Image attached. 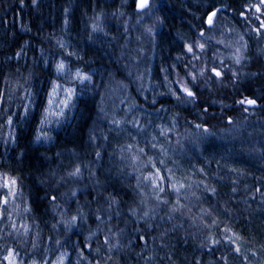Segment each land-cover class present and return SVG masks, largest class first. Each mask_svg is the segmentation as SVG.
I'll return each mask as SVG.
<instances>
[{
  "label": "snow or ice",
  "instance_id": "1",
  "mask_svg": "<svg viewBox=\"0 0 264 264\" xmlns=\"http://www.w3.org/2000/svg\"><path fill=\"white\" fill-rule=\"evenodd\" d=\"M15 2L21 10H39L41 6V0ZM131 2L135 23L144 30L142 35L156 37L166 21L159 14L164 5L160 0ZM127 3L122 0L121 10L111 15L126 17L122 9ZM69 12L64 9L62 33L70 31ZM145 17L152 23H146ZM106 19L104 9L89 18V41L95 42L101 34L118 39L107 30ZM131 19L124 20L123 34L129 32ZM241 21L243 30L238 26ZM31 31L21 24V32ZM6 35L16 46L9 54L0 45V71L6 73L5 87L0 90V143L5 154L9 145H18V130L33 119L34 142L51 143L55 139L53 125L58 128L67 121L82 95L78 90L95 87L94 73L79 66L77 62L83 57L69 41L53 37L57 51L46 53L39 47L40 59L34 56L24 72L20 61L27 64L31 41L15 31ZM177 36L180 48L171 63L161 64L159 78L151 75V68L139 71L144 47H138L133 55L124 50L127 42L122 46L121 57L130 58L137 69L135 80L145 103L130 95L121 96L119 104L126 105L122 116L115 101L111 111L98 106L97 120L88 131L92 159L87 158V149H72L68 157L55 153L59 162L53 161L54 167H49L46 175L41 173L39 180L49 206L45 211L52 213L50 220L43 222L47 235L36 219L34 202L25 196L21 174L11 161L0 159V264H177L175 246L169 240L181 230L183 242L195 241L202 252L191 264H264V243L257 246L231 226L233 218L241 214L232 207L237 198L249 216L256 211L264 215V174L255 176L224 157L215 161L214 169L212 159L206 156L194 164L190 161V167L180 159L202 156V143L218 132L221 138H236L251 126L248 117L264 110V84L259 95L245 94L242 87L264 80V0H242L239 6L233 0H210L198 25H190L188 33L178 32ZM39 76L47 77L49 87L37 104L33 82ZM117 83L123 93L128 92L127 83ZM105 87L117 91L111 84ZM229 96L231 104L226 103ZM169 99L174 101L171 107L178 110L170 111ZM217 105L219 115L213 111ZM189 109L194 111V119L185 116L181 124L182 114ZM233 110L238 115L229 114ZM214 121L226 126L217 129ZM261 129L264 131V124ZM249 152H257L264 160V145ZM25 155V151H18L17 160L22 162ZM106 156L117 159L107 170L110 176L135 193L126 207L98 174ZM4 163L9 167L4 168ZM214 179H227L230 195L222 194ZM85 226L87 235L81 240L78 231H84Z\"/></svg>",
  "mask_w": 264,
  "mask_h": 264
},
{
  "label": "trees",
  "instance_id": "2",
  "mask_svg": "<svg viewBox=\"0 0 264 264\" xmlns=\"http://www.w3.org/2000/svg\"><path fill=\"white\" fill-rule=\"evenodd\" d=\"M209 2L210 0H162L160 2L164 7L159 14L165 17L166 21L164 25L160 26V29L157 31L158 35L154 37V43L152 42L148 48V57L142 64L143 71L148 67L152 70L151 75L157 78L162 76V73L159 72L161 64L167 66L171 63L180 48L181 42L177 33H188L190 25H198L199 17L203 16ZM233 2L236 6H239L242 0H233ZM121 3L122 0H41L39 10L29 7H24L21 10L15 0H0V45L4 46L3 50L11 54L12 48L16 46L11 36L6 35V32L15 31L22 39H29L31 41L30 50L27 55V64H25L24 60L20 61V64L24 66L22 71L26 72L32 65L34 56L40 59L39 47H44L46 53H55L57 46L53 37H62L64 40L69 41L72 49L78 51L83 57L81 61L77 62L79 66L94 73L95 87L89 85L87 88L81 90L82 95H79L77 98L78 105L75 117L70 125L55 134V139L51 146L43 147L34 142L35 129L32 126L29 127L26 136L19 139L18 145L9 150L7 154H5V146L0 143V159L11 161L12 166L21 174L23 191L25 196L34 202L36 219L41 222V226L45 229V235H47V226L43 222L50 220L52 213L50 210L45 211V208L49 206L43 186L40 185L39 180L41 173L46 175L48 168L54 167L53 161L59 162L55 153L60 151L68 157L72 149H75L77 152H83V150L87 149L89 153L87 158L92 159V150L88 146V131L97 120L98 106L103 105L111 111L115 99V105L120 109L118 115L122 116L126 105L119 104L121 94L122 96L130 95L140 103H145L143 96L138 91L139 83L137 81L134 82L132 80L133 77L128 75L130 69L127 68L126 60L119 58L114 51L117 44L116 41L108 39L107 42H92L86 38V33L89 30V18L93 16L94 12L104 9L107 19H117L111 13L121 10ZM65 8L70 10V31L62 33L61 28ZM122 10L126 13V16L135 14L134 5L131 0H128L127 5ZM107 19L106 22H109ZM21 24L30 27L32 31L28 33L21 32ZM239 25H243V22L241 21ZM192 32H195V27H193ZM189 34L191 35L192 33ZM2 56L3 53L0 52V60H2ZM11 63L15 64L16 62L12 61ZM4 75L6 73L0 71V90H3L5 87L3 83ZM105 78L124 81L129 85L128 92L123 93L120 91V95L116 92L112 93L109 88L105 87L107 81ZM262 84H264V80L246 83L242 87L246 89L245 94L256 93L259 95ZM48 87L49 82L46 76H39L33 82V89L40 99L45 97V89ZM147 87L148 84L145 82V88ZM109 92L112 93V96L111 94L109 95ZM144 94L149 95V97L151 96L150 92H145ZM101 95H104L103 101L101 100ZM173 103L174 101L171 99L167 101L170 111L178 110L171 107ZM226 103H232L231 96L228 97ZM213 111L219 115V106L214 107ZM229 114L238 115L235 110ZM185 116L189 120L194 119V111L189 109L188 112L183 113L181 124L184 123ZM163 118L167 122V115H164ZM104 123L107 122L105 121ZM213 123L216 122L214 121ZM248 123L251 126L246 127L236 138L231 136L226 140L222 139L219 136V132L216 137H208L201 145L203 155L197 157V159L188 156L181 157L182 163L185 167H190V161L194 164L198 160L202 161L203 157L206 156L212 159V168L214 169L215 161L224 157L229 163L243 168L255 176L264 174V160L259 158L257 152H249L251 148L258 149L264 145V131L261 129V125L264 124V110H257L254 116H249ZM225 126L224 123H216L217 129ZM21 150L25 151L26 155L23 161L19 162L17 160V153ZM65 163H67L66 160ZM101 163L102 167H100L98 173L100 179L107 181L105 187L112 190L113 194H117L118 198L125 202L124 206L126 207L131 202L132 197L135 196V193L126 185L117 183L107 171L115 166L117 159L106 156ZM2 166L8 168L9 164L4 163ZM247 181L251 183L252 176H249ZM214 182L218 183L222 194L228 193L230 195V184L227 179L219 182L214 179ZM132 183L134 184L135 181L133 180ZM222 198L227 199V196L222 195ZM232 207L238 209L241 214L233 218L231 226L245 237L252 239L257 246L260 243H264V215L256 211L249 216V212L245 211V205L239 201V198L232 204ZM255 207L256 205H253L254 209ZM78 235L81 240L87 235L86 226L84 231H78ZM183 240L184 232L181 230L173 234L169 242L175 246L177 264H191L193 258L201 256L202 252L197 249L195 241L185 244ZM73 241L78 243L75 237H73ZM21 255H23V251ZM162 255L163 253H161ZM164 264H167V261Z\"/></svg>",
  "mask_w": 264,
  "mask_h": 264
},
{
  "label": "rangeland",
  "instance_id": "3",
  "mask_svg": "<svg viewBox=\"0 0 264 264\" xmlns=\"http://www.w3.org/2000/svg\"><path fill=\"white\" fill-rule=\"evenodd\" d=\"M162 2V0L160 1ZM127 17H132L131 21L128 23V27H129V32L127 34H123V27H122V24L124 22V20L127 18ZM109 22H106L107 25H108V31L110 33H113L115 35H117L118 39L115 40L116 41V48H115V53L119 56V58H123L126 60L127 62V68L130 69V71L134 74L136 73L137 69L135 67H133V61L130 59V58H124V57H121V51H122V46L124 45L125 42H127V48L124 49L126 52H132L133 55H135V50L138 48V47H144L145 48V53L142 54V57H141V62H140V65H139V71L140 72H144L143 71V62L145 61V59L148 57V48L151 46L152 42L154 43V38H150L146 33L142 35V33H144V30L142 27L136 25L135 23V20H136V16L135 14L133 15H127L126 17H122V18H117V19H107ZM114 21V23H112ZM145 22L146 23H149L151 24L152 21L149 20L147 17H145ZM110 25H116V26H110ZM239 27L241 28V30H243V25H239ZM160 29V27L157 29V31ZM139 37V39H138ZM111 40L110 37H105L103 36L102 34L99 36V38L96 40V41H101V42H107V40ZM95 41V42H96ZM128 72V71H127ZM132 75L133 77V81L136 82L135 80V75ZM55 78V77H53ZM106 81V84L105 85H109L111 84V87L112 88H115L117 89L116 93H118L119 95L121 94V86L120 84L117 83L116 80L114 79H111V78H105ZM82 90V89H81ZM81 90H78V91H81ZM112 92V91H111ZM113 93V92H112ZM112 93L109 92V95L111 94L112 96ZM122 96V94H121ZM79 97V96H78ZM43 98H39L38 96H36V103L39 104L41 102ZM115 101V99H114ZM116 104V102H115ZM77 101H76V107L74 110L70 111L68 113V119L67 121L65 122H62L61 126L60 127H56L55 125H53V128H52V135L55 137V134L60 132L61 130H64L66 128V126L70 125L73 118L75 117V114H76V111H77ZM165 122H166V119H165ZM32 126L36 127V121L33 119L30 121L29 124L27 125H24L22 128H20L18 130V139H20L21 137H25L26 134L28 133V129L29 127ZM183 131V130H181ZM219 136L221 137V134H219ZM231 136H227L226 138H222V139H227V138H230ZM206 141V140H205ZM54 142V140L51 142V143H36L37 145H40V146H43V147H49L51 146V144ZM16 146H13V145H9L7 147V153L9 152V150H11L12 148H15ZM70 251H72L71 249H69ZM75 253H73V258H75L74 256ZM23 256V255H22ZM236 264H239V261L236 262Z\"/></svg>",
  "mask_w": 264,
  "mask_h": 264
}]
</instances>
